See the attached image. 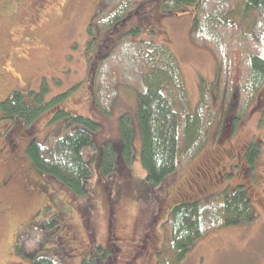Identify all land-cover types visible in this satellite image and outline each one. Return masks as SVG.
<instances>
[{"label": "rangeland", "instance_id": "rangeland-1", "mask_svg": "<svg viewBox=\"0 0 264 264\" xmlns=\"http://www.w3.org/2000/svg\"><path fill=\"white\" fill-rule=\"evenodd\" d=\"M102 2L0 0V104L15 92L41 94L46 86V105L69 94L62 108L101 126L94 136L96 148L86 151L92 170L88 194L78 198L40 176L27 156L33 140L50 146L63 136L64 124L53 122L54 112L45 113L32 127L0 114V264H29L18 256L19 236L33 220L39 226L53 217H58L59 227L49 232L44 248L65 264H82L93 247L112 250L111 264H156L165 243L163 224L175 206L214 195L231 196L238 187L250 196L256 222L201 241L183 264H264V87L248 118L237 123L231 114L219 117L206 148L160 188L147 181L140 134L132 164L118 165L111 177L104 178L100 168L103 145L120 138L119 120L134 113L135 98L119 91L111 116L98 110L93 99L91 73L99 57L88 54V31ZM160 3L142 5L141 12L119 26L103 41L106 46L100 58L122 34L139 28L138 39L166 44L176 56L195 110L202 78L214 82L218 61L212 51L196 46L191 38L195 11L190 8L177 16H164L158 12ZM252 144L261 147L254 166L246 158ZM211 161L217 162L213 181L203 188L198 172ZM10 174L16 178L3 187ZM40 179L48 183L42 192L34 188ZM30 190L37 194L30 195ZM45 193L50 203L41 205L36 196Z\"/></svg>", "mask_w": 264, "mask_h": 264}, {"label": "trees", "instance_id": "trees-1", "mask_svg": "<svg viewBox=\"0 0 264 264\" xmlns=\"http://www.w3.org/2000/svg\"><path fill=\"white\" fill-rule=\"evenodd\" d=\"M154 1L103 0L88 31V54L99 57L91 73L98 110L111 116L122 88L138 98L135 115L126 114L119 120V140L103 145L102 175L111 177L118 165L132 164L137 128L147 181L160 188L206 148L219 117L232 113L236 122H241L259 102L264 87V0H159L163 15L194 9L191 38L196 46L212 51L218 61L214 82L202 78L195 110L180 63L168 45L141 41L140 30L133 29L121 35L100 58L106 46L103 41L140 6ZM48 92L46 86L41 94L15 92L0 104V114L3 119H16L32 127L41 116L53 111V122L64 124L63 136L50 146L33 140L28 159L40 176L59 183L75 197H86L92 176L86 151L96 148L94 136L101 126L91 118L64 110L62 103L69 94L46 105ZM260 157L259 145L248 147L250 165ZM256 220L257 213L244 187H238L231 196L214 195L177 205L163 224L165 243L156 264H183L201 241L230 228L251 226ZM58 227V217L39 226L33 223L18 238V256L29 264H65L44 248L51 237L49 232ZM113 257L112 250L93 247L82 264H111Z\"/></svg>", "mask_w": 264, "mask_h": 264}, {"label": "flooded vegetation", "instance_id": "flooded-vegetation-1", "mask_svg": "<svg viewBox=\"0 0 264 264\" xmlns=\"http://www.w3.org/2000/svg\"><path fill=\"white\" fill-rule=\"evenodd\" d=\"M233 117H234V120H236V117L235 116H233ZM216 167H217V162L211 161L209 164L204 165L199 170L198 179H199V182L203 184L202 185L203 188L208 187V185L213 181V177H214ZM13 177H15V174L8 175L2 186L8 187L12 183V181L16 178L15 177L14 179H12ZM33 181H32V183H33ZM35 184L36 185L34 186V188L35 187H36V189L41 188L40 192H42L44 189H48V187H47L48 183L45 182L44 180L40 179V182H35ZM36 194H37L36 191L30 190V195L35 196ZM40 196L38 195V196H36V198L38 199V201L41 205L46 204V203H50V198H49V196L46 195V193L41 194Z\"/></svg>", "mask_w": 264, "mask_h": 264}, {"label": "crops", "instance_id": "crops-1", "mask_svg": "<svg viewBox=\"0 0 264 264\" xmlns=\"http://www.w3.org/2000/svg\"><path fill=\"white\" fill-rule=\"evenodd\" d=\"M120 91L123 92L124 94H128V93L132 94V97H131L132 100L135 98V107H134V108H131V110L134 111V113H133L132 115H135L136 108H137V104H138V98L136 97V95H135L132 91H129V90H127V89H121ZM123 105H124L125 107H127L126 104H123ZM125 110H126V108H125ZM125 110H124V111H125ZM135 122H136V121H135ZM136 127H137V123H136Z\"/></svg>", "mask_w": 264, "mask_h": 264}, {"label": "water", "instance_id": "water-1", "mask_svg": "<svg viewBox=\"0 0 264 264\" xmlns=\"http://www.w3.org/2000/svg\"><path fill=\"white\" fill-rule=\"evenodd\" d=\"M235 100H236V97H235Z\"/></svg>", "mask_w": 264, "mask_h": 264}]
</instances>
